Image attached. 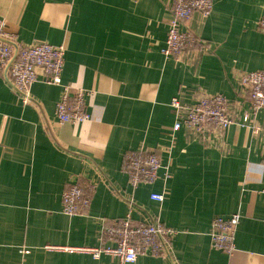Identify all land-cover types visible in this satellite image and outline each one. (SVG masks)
I'll return each mask as SVG.
<instances>
[{"label": "crops", "instance_id": "crops-1", "mask_svg": "<svg viewBox=\"0 0 264 264\" xmlns=\"http://www.w3.org/2000/svg\"><path fill=\"white\" fill-rule=\"evenodd\" d=\"M171 2L0 0L7 32L21 44L65 45L62 82L93 92L91 120L57 126L61 87L40 76L25 105L0 75V264H119L77 249L101 247L104 227L129 213V201L135 221L177 231L169 257L131 264H264V110L253 115L239 87L242 74L264 70V0H213L207 19L194 14L190 27L207 49L184 61L162 52ZM201 93L224 95L235 122L213 146L173 132L171 101L191 106ZM140 148L158 154L162 169L133 190L121 168ZM80 178L96 191L87 213L70 217L62 195ZM235 213L234 252L213 250L212 220Z\"/></svg>", "mask_w": 264, "mask_h": 264}, {"label": "built area", "instance_id": "built-area-1", "mask_svg": "<svg viewBox=\"0 0 264 264\" xmlns=\"http://www.w3.org/2000/svg\"><path fill=\"white\" fill-rule=\"evenodd\" d=\"M169 11L171 16L163 55L175 61H184L190 55L205 51L207 45L192 31L190 22L194 14L207 19L213 11V0H172ZM259 27L264 31V15L259 21ZM66 51L63 44H21L14 34L7 32L6 24L0 22V75L25 105L31 104L30 90L40 76L46 84L61 87L62 95L55 109L57 126L82 123L92 118L86 98L93 92L62 82ZM239 87L250 100L253 115L264 110V70L242 74ZM171 108L176 115L174 133L187 129L211 146L218 143L235 124L229 100L222 94L201 93L191 106L183 105L174 98ZM243 122L249 127L252 124L250 115H245ZM121 169L129 185L136 190L141 185H151L158 180L162 163L158 154L140 148L125 153ZM164 175L166 179L170 178L169 173ZM95 191L96 185L90 180L76 179L63 192V213L70 217L87 213ZM151 199L161 203L166 198L164 194L154 193ZM129 207L130 211L124 218L116 219L104 227L101 247L81 248L77 251L88 253L95 259L102 255L116 257L119 264L135 263L142 256L169 257L168 248L177 231L158 222L135 221L132 218V201H129ZM240 220L239 213L229 218L214 217L211 225L213 250L228 255L234 252ZM106 242H112L113 246H105ZM46 249L58 248L48 246Z\"/></svg>", "mask_w": 264, "mask_h": 264}]
</instances>
